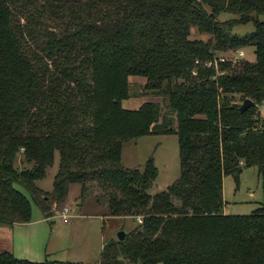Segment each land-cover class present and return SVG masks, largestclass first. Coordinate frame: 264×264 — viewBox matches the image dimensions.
Returning a JSON list of instances; mask_svg holds the SVG:
<instances>
[{"label":"trees","instance_id":"obj_1","mask_svg":"<svg viewBox=\"0 0 264 264\" xmlns=\"http://www.w3.org/2000/svg\"><path fill=\"white\" fill-rule=\"evenodd\" d=\"M260 15L264 0H0V226L30 222L16 186L48 220L80 185L81 198L106 201L107 218L137 222L122 242L103 241L96 264H264V204L230 216L222 194L244 169L264 182ZM250 21L252 33L232 35ZM193 28L208 40L191 39ZM249 47L255 62L219 61ZM131 79L143 80L139 94ZM144 97L137 110L121 106ZM245 100L254 106L241 113ZM172 133L180 176L151 196L153 160L125 169L122 147ZM54 153L44 193L36 183ZM0 264L39 263L1 252Z\"/></svg>","mask_w":264,"mask_h":264},{"label":"rangeland","instance_id":"obj_2","mask_svg":"<svg viewBox=\"0 0 264 264\" xmlns=\"http://www.w3.org/2000/svg\"><path fill=\"white\" fill-rule=\"evenodd\" d=\"M205 10L209 12L207 8ZM234 19H236L235 16L226 14L220 15L218 18L221 22ZM254 21L264 23V15L254 17ZM254 30L253 21L247 24H233L232 35L242 37ZM190 38L205 42L208 40L206 34L199 33L195 28L191 30ZM236 53L243 54L244 57L241 59L243 61L255 62L256 60L253 47ZM142 84V79H131L132 91L139 94ZM151 98L124 100L121 106L123 109L137 110L142 102L152 101ZM154 101L160 103L161 100L157 98ZM121 155L123 168L136 169L140 172L144 171V166L150 159L153 160L158 175L147 192L151 196L166 191L180 176L178 138L173 133L171 135L143 136L140 139L128 141L123 145ZM53 157V164L47 168L46 177L36 183L44 193L53 191L54 179L58 174L60 158L58 153H54ZM222 184L226 215L250 216L264 204V182L258 177L256 168L244 169L237 184L230 177L224 178ZM69 188L67 201L63 207H69L70 222L63 224L59 218L63 207L53 206V216L47 222L43 220L44 217L39 207L30 200L23 189L16 186V189L25 194L29 200L31 218L28 226L14 229L13 237L16 247H22L21 243L26 239L30 240L34 248L33 251H37L40 254L39 258H42L40 259L42 261H33L34 263L46 260L53 264H96L100 260L101 246L105 239L117 240L118 232L122 231L127 234L137 227V222L133 218L107 219L106 201L93 198V196L81 198L80 185H72ZM94 192L99 193V190L95 189Z\"/></svg>","mask_w":264,"mask_h":264},{"label":"crops","instance_id":"obj_3","mask_svg":"<svg viewBox=\"0 0 264 264\" xmlns=\"http://www.w3.org/2000/svg\"><path fill=\"white\" fill-rule=\"evenodd\" d=\"M223 213L226 214L225 210H223ZM107 219H109V218H107ZM43 220L48 222L49 219L48 220L43 219ZM69 220H70V218H69ZM103 221H105V218H103ZM28 224L29 223L16 224L15 226H12V227L6 226V225L0 226V253L1 252H8V253H11L16 260L17 259L25 260V261H28L30 263H32L33 261H42V260H40L42 258H39L40 254L35 250L33 251L34 248L32 247V243L30 242V240H27L25 237L21 236V237L26 239L25 242H22V243L20 242L22 244V247H18V246L16 247V243H15L14 237H13L14 236L13 235L14 229L16 227H26V226H28ZM64 224H67V223H64ZM101 248H102V246H101ZM33 255H36V256H33ZM47 262L48 261L44 260V262H40V263L42 264V263H47ZM50 263L53 264L52 262H50Z\"/></svg>","mask_w":264,"mask_h":264},{"label":"built area","instance_id":"obj_4","mask_svg":"<svg viewBox=\"0 0 264 264\" xmlns=\"http://www.w3.org/2000/svg\"><path fill=\"white\" fill-rule=\"evenodd\" d=\"M243 54L242 53H233L231 54L230 56H224V57H220L219 58V61L224 63V62H230V63H233V62H236V61H239L243 58ZM218 63V60L215 61L214 63L212 62H209V63H205V67L206 68H212V67H216ZM196 64L198 65L199 63L196 62ZM70 210H69V207H63V209L60 211L59 213V218L60 220H62L63 224L64 223H69V218H70ZM138 223L140 224L141 221L140 219L138 220Z\"/></svg>","mask_w":264,"mask_h":264},{"label":"water","instance_id":"obj_5","mask_svg":"<svg viewBox=\"0 0 264 264\" xmlns=\"http://www.w3.org/2000/svg\"><path fill=\"white\" fill-rule=\"evenodd\" d=\"M254 106L253 102L251 100H245L243 103H242V106L240 107V112L243 113L245 112L246 110L250 109V107ZM117 240L119 242H122L125 238H126V235L124 232H118L117 233Z\"/></svg>","mask_w":264,"mask_h":264}]
</instances>
